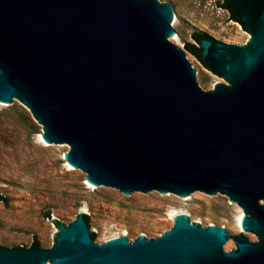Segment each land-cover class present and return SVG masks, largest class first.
Listing matches in <instances>:
<instances>
[{"label":"water","instance_id":"obj_1","mask_svg":"<svg viewBox=\"0 0 264 264\" xmlns=\"http://www.w3.org/2000/svg\"><path fill=\"white\" fill-rule=\"evenodd\" d=\"M228 1L250 40L201 42L232 85L209 93L162 0H0V101L20 99L98 189L223 195L260 243L240 233L227 252L224 231L179 219L151 241L97 245L80 221L52 249L0 246V264H264V0Z\"/></svg>","mask_w":264,"mask_h":264},{"label":"rangeland","instance_id":"obj_2","mask_svg":"<svg viewBox=\"0 0 264 264\" xmlns=\"http://www.w3.org/2000/svg\"><path fill=\"white\" fill-rule=\"evenodd\" d=\"M223 0H162V6L177 14L172 23L180 34L172 41L190 57L204 91L232 85L210 72L202 61L186 51L196 45L194 32L210 37L212 43L242 46L250 35L220 7ZM197 46V45H196ZM198 47V46H197ZM206 49V46H204ZM45 128L20 99L0 104V246L29 249L37 241L41 249H52L58 237L72 225L83 222L93 241L103 245L113 239L154 240L171 231L179 219L187 225L214 227L226 234L227 252L236 250L234 238L241 235L240 214L249 217L236 201L223 195H179L158 192L152 197H125L87 185V174L68 167L70 146L44 144ZM170 215H175L173 219ZM244 237L260 243L253 232Z\"/></svg>","mask_w":264,"mask_h":264},{"label":"trees","instance_id":"obj_3","mask_svg":"<svg viewBox=\"0 0 264 264\" xmlns=\"http://www.w3.org/2000/svg\"><path fill=\"white\" fill-rule=\"evenodd\" d=\"M231 18H232L231 20L237 22V19L235 18L234 15H231ZM191 38L198 47L196 45L189 44V43L185 44L184 47H185L187 52H189L191 55H193L199 61H202V49L200 47V44L203 40H211V39L207 35L197 33V32L192 33ZM0 203H3V204L7 203V199L5 197H3L2 195H0ZM82 219L86 225L89 224V217L87 215H82ZM90 237L94 241L96 236L94 233H91ZM19 248L20 247H17V249H19ZM29 249H41V248L39 246V243L37 241H35L32 243V245Z\"/></svg>","mask_w":264,"mask_h":264},{"label":"bare ground","instance_id":"obj_4","mask_svg":"<svg viewBox=\"0 0 264 264\" xmlns=\"http://www.w3.org/2000/svg\"><path fill=\"white\" fill-rule=\"evenodd\" d=\"M1 103H4L3 101H0V104ZM44 144H47V141L44 139ZM68 167L70 168V169H72V167H73V165L71 164V163H68ZM87 185L89 186V187H93V186H95L92 182H90L88 179H87ZM173 219L175 218V215H170ZM245 219V215L244 214H240L239 216H238V218H237V224H238V227H239V229H240V232L241 233H244L245 232V230H244V228H243V225H242V223H243V220ZM211 228H214L213 226L211 227ZM221 231H223L222 229H221ZM113 240H115V239H113ZM110 241H112V240H110ZM109 242V241H108Z\"/></svg>","mask_w":264,"mask_h":264},{"label":"flooded vegetation","instance_id":"obj_5","mask_svg":"<svg viewBox=\"0 0 264 264\" xmlns=\"http://www.w3.org/2000/svg\"><path fill=\"white\" fill-rule=\"evenodd\" d=\"M220 7L223 8L224 10H226L229 13V16L231 17V15H234L235 18L237 19V22H241L239 20V18L236 17V15L233 13V11L229 8V1L228 0H223L222 3L220 4ZM238 14H241V12L238 11ZM232 19V18H231ZM242 29H245L244 31L247 32V29L245 28L244 25L241 26ZM203 63V61H202ZM204 64V63H203Z\"/></svg>","mask_w":264,"mask_h":264}]
</instances>
